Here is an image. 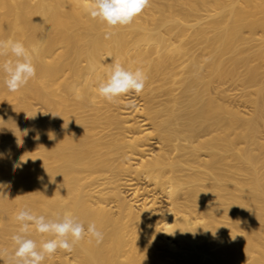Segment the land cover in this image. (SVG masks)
<instances>
[{
    "label": "bare ground",
    "instance_id": "1",
    "mask_svg": "<svg viewBox=\"0 0 264 264\" xmlns=\"http://www.w3.org/2000/svg\"><path fill=\"white\" fill-rule=\"evenodd\" d=\"M87 3L0 0L36 65L17 92L0 72V264L23 208L104 233L44 264H264V0H151L107 40ZM115 62L147 81L109 103Z\"/></svg>",
    "mask_w": 264,
    "mask_h": 264
},
{
    "label": "clouds",
    "instance_id": "2",
    "mask_svg": "<svg viewBox=\"0 0 264 264\" xmlns=\"http://www.w3.org/2000/svg\"><path fill=\"white\" fill-rule=\"evenodd\" d=\"M150 3L151 0H88L85 12L92 20L106 26L108 31L104 32V39L107 40L115 35L113 29L130 25ZM34 52V48L30 50L22 41L0 40V57L9 54L15 57L14 60L0 63V72L5 74L4 83L9 92L21 90L35 78ZM146 81L147 76L141 69L130 71L115 62L107 79L99 83L96 91L105 101L115 103L130 93L141 94ZM128 107L134 108L135 104L130 103ZM15 219L20 225L18 232L12 236L16 246L13 253L15 264H44V261L54 256L58 250L71 253L86 235L94 239L97 245L104 240V233L95 223H89L85 229L84 224L70 213L56 219H48L23 208L16 213ZM32 229L53 238L43 241L38 247L36 241L28 236Z\"/></svg>",
    "mask_w": 264,
    "mask_h": 264
},
{
    "label": "rangeland",
    "instance_id": "3",
    "mask_svg": "<svg viewBox=\"0 0 264 264\" xmlns=\"http://www.w3.org/2000/svg\"><path fill=\"white\" fill-rule=\"evenodd\" d=\"M237 82H238V81H237ZM234 84H238V83H236V82H235V83H232V84L230 85V87H231V88H229V89H232V90L230 91V92H231V94H233V92H232V91H234V94H236V93H238V92L240 91V90H239L238 92H236V90H237V89H239L240 87H238V88H236V86H235V87H233V85H234ZM233 88H236V90H235V89H233Z\"/></svg>",
    "mask_w": 264,
    "mask_h": 264
}]
</instances>
